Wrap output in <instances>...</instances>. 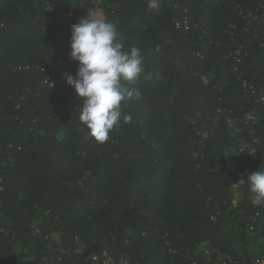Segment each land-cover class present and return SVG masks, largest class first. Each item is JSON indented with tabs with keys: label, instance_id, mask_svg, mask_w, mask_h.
<instances>
[{
	"label": "trees",
	"instance_id": "1",
	"mask_svg": "<svg viewBox=\"0 0 264 264\" xmlns=\"http://www.w3.org/2000/svg\"><path fill=\"white\" fill-rule=\"evenodd\" d=\"M248 1L160 0L157 13L148 0H106V19L125 49L141 50L144 72L125 82L140 97L122 102L100 144L64 79L77 71L69 45L78 23L64 13L81 12L82 0H0V264H89L103 252L122 264H215L208 246L264 258V206L252 203L247 184L231 208L238 137L226 122L230 112L237 122L250 112L260 118L257 158L236 163L264 171V103L236 74L243 68L264 88V50L256 42L237 63L217 43L230 41L228 22L240 24L236 8ZM184 8L188 31L174 23ZM215 121L219 136L201 141L198 129Z\"/></svg>",
	"mask_w": 264,
	"mask_h": 264
},
{
	"label": "clouds",
	"instance_id": "2",
	"mask_svg": "<svg viewBox=\"0 0 264 264\" xmlns=\"http://www.w3.org/2000/svg\"><path fill=\"white\" fill-rule=\"evenodd\" d=\"M160 6V0H148L149 9L157 13ZM69 46V61L77 64V71L75 75L65 74L66 85L82 100L77 108L79 121L91 138L103 144L119 124L122 102L140 97L139 90L125 86V82L135 84L143 74L141 50L125 49L117 24L95 12H88L85 18L71 25ZM152 78L151 74L146 76ZM123 119L130 122L131 116ZM245 183L252 194V203L264 206V171L252 172L237 184Z\"/></svg>",
	"mask_w": 264,
	"mask_h": 264
},
{
	"label": "built area",
	"instance_id": "3",
	"mask_svg": "<svg viewBox=\"0 0 264 264\" xmlns=\"http://www.w3.org/2000/svg\"><path fill=\"white\" fill-rule=\"evenodd\" d=\"M170 0H165L166 3H169ZM214 3H221L224 0H210ZM248 4L239 5L236 8L237 15L240 19V24L233 21L228 22L227 33L231 36L230 41L224 42L219 40L218 44H224L226 48L230 50L229 58H232L234 62L241 63L242 59H249L251 57L252 48L255 46V43L258 42V47L264 50V0H249ZM81 12H75L69 10L64 15L70 19H74L79 22L82 18H85L88 12H95L96 14L106 18V9L110 5H106V0H82L81 2ZM185 16L182 19H174L175 26L177 28L184 29L185 31L191 30V21L189 16V10L187 8L183 9ZM197 26L195 25L194 28ZM261 39V42L259 40ZM29 68V67H28ZM42 72L45 71L43 68H38ZM236 74L240 75V81L242 87L250 93V95L258 96L259 102L264 103V88H258L257 85L251 84L246 80L242 75H245L244 69L241 68ZM45 83L50 87H54V82L50 79L49 76L46 77ZM222 110L219 108L218 113L221 114ZM260 118L256 116L254 112L247 113L244 119H241L240 122H237L233 118L232 113H229V116H226V122L230 129H233V132L238 137V145L234 149L235 159L231 161L230 165L235 170L238 180L232 186V202L231 208H237L239 203L243 200V191L245 184H237L241 178L246 180L247 176L253 171L250 168L243 169L238 167L236 160L249 158L247 161H253L257 158L262 141L258 136L260 132L261 124ZM244 124L246 130L239 126ZM215 126L214 129H208L206 126H201L198 129V135L200 136L201 141L209 140L210 138H216L220 134L219 123L215 121L213 123ZM259 213L255 215V220L258 218ZM211 220L216 222L218 220V214H212ZM249 226V225H248ZM251 227V226H250ZM253 229V228H252ZM170 253L172 255H177L178 253L170 248ZM205 254V257H213L215 264H264V258L257 259H241L234 258L228 253H223L220 249L212 248L208 246L202 250ZM77 253H84V246L80 245ZM192 253L188 254L190 256ZM187 256V257H188ZM190 258V257H189ZM46 264V263H42ZM89 264H122L119 259L114 257L109 252H103L102 254L92 255L89 259ZM197 264V261L194 262Z\"/></svg>",
	"mask_w": 264,
	"mask_h": 264
},
{
	"label": "rangeland",
	"instance_id": "4",
	"mask_svg": "<svg viewBox=\"0 0 264 264\" xmlns=\"http://www.w3.org/2000/svg\"><path fill=\"white\" fill-rule=\"evenodd\" d=\"M209 79H206L205 81L207 82ZM229 165H230V163H229ZM59 238H60V234H59V232H56L55 234H53V240L54 241H59Z\"/></svg>",
	"mask_w": 264,
	"mask_h": 264
}]
</instances>
